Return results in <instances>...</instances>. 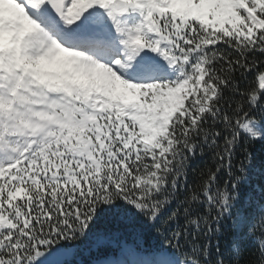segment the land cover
Instances as JSON below:
<instances>
[{
	"label": "snow or ice",
	"instance_id": "6c2138e0",
	"mask_svg": "<svg viewBox=\"0 0 264 264\" xmlns=\"http://www.w3.org/2000/svg\"><path fill=\"white\" fill-rule=\"evenodd\" d=\"M257 144L264 0H0V264H264Z\"/></svg>",
	"mask_w": 264,
	"mask_h": 264
},
{
	"label": "trees",
	"instance_id": "16d2710c",
	"mask_svg": "<svg viewBox=\"0 0 264 264\" xmlns=\"http://www.w3.org/2000/svg\"><path fill=\"white\" fill-rule=\"evenodd\" d=\"M254 151L256 152V160H257V162H259L261 159H264V150H261L260 149V145L259 144L256 145V147L254 148ZM196 163L198 165H200V166H203L204 161L201 160V161H197ZM195 178L196 177L194 176V174H192L190 172V174H189V182H192ZM253 247H254V245H249L247 248H245V255L242 258L246 259L247 258V253ZM220 249H221V252H226L228 250L227 246L224 243V238L223 237H221V239H220ZM215 258H216L215 247H213V250H212V259H215ZM84 259L87 260L88 257H84Z\"/></svg>",
	"mask_w": 264,
	"mask_h": 264
}]
</instances>
